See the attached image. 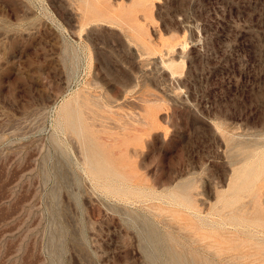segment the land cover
Instances as JSON below:
<instances>
[{
  "label": "rangeland",
  "instance_id": "obj_1",
  "mask_svg": "<svg viewBox=\"0 0 264 264\" xmlns=\"http://www.w3.org/2000/svg\"><path fill=\"white\" fill-rule=\"evenodd\" d=\"M220 219L264 250V0H0V264H232Z\"/></svg>",
  "mask_w": 264,
  "mask_h": 264
},
{
  "label": "bare ground",
  "instance_id": "obj_2",
  "mask_svg": "<svg viewBox=\"0 0 264 264\" xmlns=\"http://www.w3.org/2000/svg\"><path fill=\"white\" fill-rule=\"evenodd\" d=\"M75 125H76V122H75ZM70 129H72V128H70ZM87 157H88V155H87ZM92 157H91V159H87V158L86 159H87V162H88V167H90L91 169H95L94 168V164L92 162V160H93ZM122 168H124V167H122ZM115 176L121 178L120 180L115 178V181L118 182L119 187L122 188V190H127L130 187L128 185V182H129V179H130L129 176L122 175L121 173H118L116 171H115ZM256 193H254L253 196H252L253 200H255V199L257 200V195L259 194V192H258L257 195H256ZM259 196H260V194H259ZM252 198L249 201H247L248 202V205L251 204V205H249L250 207H247L246 208L247 209V212L251 211L249 209H252V207H253V204L254 203L252 201ZM256 200H255V204L257 202ZM258 200H260L259 197H258ZM247 202L241 203V204L237 205L235 208L230 209V211H228L226 213L227 214H242L243 211H244V209H245L244 207L247 205ZM255 204H254V207H256V208L253 211H255L257 209V206H255ZM258 206H260V204ZM261 210H262V208H261ZM257 212H260V211L258 210ZM244 213H246V211H244ZM204 224H206L205 221H204ZM209 224H211L213 226V228L217 227V235H213V234L207 233L206 231H204L203 227L201 225H198L197 223H194L192 225H188L187 226L192 231L191 232V235H189V236L193 240V243L195 245V250L196 251L202 250V251H204V252L212 255L213 257L221 258L223 261H226V262H229V263H232V264L238 263L241 260V258H244V259H248V258H252V257H259L260 258V256H262V257L264 256V250L263 249L260 250V251H257V252L256 251L255 252L250 251L248 253H243V254L240 253V252L238 253L236 251V250H238L239 248H242V247L252 246V243L249 241V239L248 240L247 239L246 240H243L242 237H241L242 239L239 237V235H238V233H239L238 232L239 231L238 230L239 229L238 228V225H233L232 226L233 227L232 229H227V227H226L227 221L225 219H220L216 223L213 222V223H209ZM177 226H178V224H177ZM178 229H180V228H178ZM254 247H256V246L254 245ZM256 249H257V247H256ZM181 258H183V257L181 256ZM244 259H242V260H244ZM252 259H254V258H252ZM184 264H186V262ZM194 264H201V261L199 262V260H196ZM205 264H206V261H205Z\"/></svg>",
  "mask_w": 264,
  "mask_h": 264
}]
</instances>
